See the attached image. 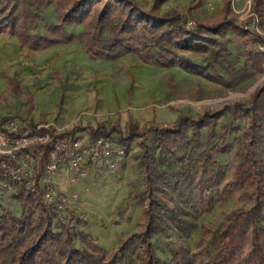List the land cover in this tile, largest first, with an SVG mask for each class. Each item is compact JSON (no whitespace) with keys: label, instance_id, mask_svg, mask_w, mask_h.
<instances>
[{"label":"trees","instance_id":"16d2710c","mask_svg":"<svg viewBox=\"0 0 264 264\" xmlns=\"http://www.w3.org/2000/svg\"><path fill=\"white\" fill-rule=\"evenodd\" d=\"M170 1L0 0V39L14 38L28 59L79 42L91 60L131 56L141 65L178 67L224 87L264 74L260 39L236 24L231 0H223L217 19L194 18L192 28L176 9L163 8ZM202 2L190 3L189 16ZM47 8L55 22L46 21ZM254 18L264 21V0H251ZM228 34L242 49L241 64L232 59ZM8 119H0V131ZM83 130L90 140L102 137L122 148L136 140L143 183L137 230L105 251L81 229L85 222L75 209L58 210L19 186L11 194L18 214L0 199V264H264V85L246 102L198 117L182 113L171 124L140 127L130 119L123 129L101 123L60 134L74 137ZM216 203L232 205L222 220L201 226L192 245L181 237L171 242L168 257L158 254L156 237L178 220L191 232L196 218Z\"/></svg>","mask_w":264,"mask_h":264},{"label":"rangeland","instance_id":"374dc122","mask_svg":"<svg viewBox=\"0 0 264 264\" xmlns=\"http://www.w3.org/2000/svg\"><path fill=\"white\" fill-rule=\"evenodd\" d=\"M214 1L203 4L193 17L177 1L163 8L177 9L187 27L192 28L194 18L206 21L218 18L222 0ZM231 9L236 24L258 37L260 42L256 47L264 52V21L250 19L251 0H231ZM43 14L47 22H55L52 8ZM225 41L232 59L241 64L242 49L234 37L228 34ZM263 85L264 74L233 80L229 87H224L178 67L160 69L141 65L131 56L113 62L91 60L79 42L57 45L43 55L28 59L14 38L0 39V119L29 120L62 132L71 131L74 126L95 129L101 123L106 126L119 123L123 129L130 119L140 127L150 121L171 124L182 113L198 117L206 110L219 111L246 102ZM74 136L84 141L90 139L85 130ZM146 141L149 146L154 144L152 135ZM123 149L124 156L115 173L106 178L99 176L94 168L80 185L70 184L66 175L55 178L60 193L67 197L78 193L79 201L74 209L85 222L81 229L90 233L105 251L115 249L121 240L136 231L141 220L138 196L143 183L136 140ZM222 163H226V158ZM0 199L18 214V204L10 193L0 190ZM231 206L216 203L209 213L196 218L191 232L187 223L178 220L167 234L155 238L158 254L168 257L171 242L181 237L192 245L201 226L222 220Z\"/></svg>","mask_w":264,"mask_h":264},{"label":"built area","instance_id":"2783aa9c","mask_svg":"<svg viewBox=\"0 0 264 264\" xmlns=\"http://www.w3.org/2000/svg\"><path fill=\"white\" fill-rule=\"evenodd\" d=\"M61 132L47 124L8 119L0 131V190L12 194L24 186L33 194H41L47 205L61 211L74 210L78 193L70 197L60 193L55 178L66 175L68 182L76 186L89 178L92 168L102 178L115 173L124 156L121 146L102 137L84 141L62 136ZM46 148L47 160L41 169Z\"/></svg>","mask_w":264,"mask_h":264},{"label":"crops","instance_id":"0c3cea01","mask_svg":"<svg viewBox=\"0 0 264 264\" xmlns=\"http://www.w3.org/2000/svg\"><path fill=\"white\" fill-rule=\"evenodd\" d=\"M172 1H177V2H180V4L181 5H185L186 6V10L188 9V6L190 5V3L193 1V0H172ZM212 1V3H216V1H214V0H203V2H202V5L203 4H206L207 2H211ZM171 2V1H170ZM169 3V2H168ZM222 3H223V0H222V2H221V7H222ZM202 5H201V7H202ZM164 7V6H163ZM200 7V8H201ZM221 7H220V9H221ZM199 8V9H200ZM165 9V8H164ZM177 10V9H176ZM198 10V9H197ZM196 10V11H197ZM178 11V10H177ZM179 12V11H178ZM180 13V12H179Z\"/></svg>","mask_w":264,"mask_h":264}]
</instances>
